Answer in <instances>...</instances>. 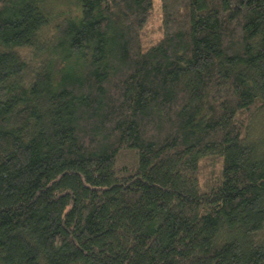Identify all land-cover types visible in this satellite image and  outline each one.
Returning a JSON list of instances; mask_svg holds the SVG:
<instances>
[{
	"label": "trees",
	"instance_id": "16d2710c",
	"mask_svg": "<svg viewBox=\"0 0 264 264\" xmlns=\"http://www.w3.org/2000/svg\"><path fill=\"white\" fill-rule=\"evenodd\" d=\"M154 9L0 0V264H264V0Z\"/></svg>",
	"mask_w": 264,
	"mask_h": 264
},
{
	"label": "rangeland",
	"instance_id": "374dc122",
	"mask_svg": "<svg viewBox=\"0 0 264 264\" xmlns=\"http://www.w3.org/2000/svg\"><path fill=\"white\" fill-rule=\"evenodd\" d=\"M155 9L151 17L148 31L156 33L161 24V10H160V0H154ZM159 37V36H156ZM264 113V112H263ZM264 114L262 116H255L254 121H252L251 134L250 137L255 136V138H261L262 132L264 131ZM256 118V119H255ZM257 132V133H256Z\"/></svg>",
	"mask_w": 264,
	"mask_h": 264
}]
</instances>
